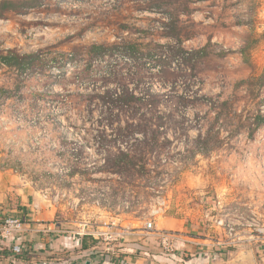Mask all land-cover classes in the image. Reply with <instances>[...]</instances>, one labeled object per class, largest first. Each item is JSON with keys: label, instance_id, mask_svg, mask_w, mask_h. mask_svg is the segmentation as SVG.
<instances>
[{"label": "rangeland", "instance_id": "1", "mask_svg": "<svg viewBox=\"0 0 264 264\" xmlns=\"http://www.w3.org/2000/svg\"><path fill=\"white\" fill-rule=\"evenodd\" d=\"M7 1L0 234L50 218L117 262L143 228L150 264H264V0ZM164 218L188 239H153Z\"/></svg>", "mask_w": 264, "mask_h": 264}, {"label": "crops", "instance_id": "2", "mask_svg": "<svg viewBox=\"0 0 264 264\" xmlns=\"http://www.w3.org/2000/svg\"><path fill=\"white\" fill-rule=\"evenodd\" d=\"M49 219L43 220V223L26 220V223L21 224L20 229L8 238H5L1 231L0 250L3 252L0 253V264H150L151 257L159 261L165 260L148 252L143 228H135L127 232L137 242L134 245L135 249H129L135 251L136 256L119 250L125 257H121V260L116 262L114 260V245L106 243L102 248H99L98 246L102 243L93 235V238H90L91 234L89 233L77 234V237L70 234L65 235L59 231L58 226L54 227L53 221ZM154 226L159 231L177 233L179 237L183 235V238L188 239L186 234L181 235L184 229L181 220L164 218L156 222ZM153 234L151 237L160 241L158 234ZM102 236H104L102 240L113 241L114 239L113 232L105 233ZM178 239L182 240V238ZM186 239L184 241H187ZM182 244L184 245V243ZM19 250L25 252V260L14 257L13 251L16 253ZM207 250L212 255L214 254L211 248ZM224 264H231V261H224Z\"/></svg>", "mask_w": 264, "mask_h": 264}, {"label": "trees", "instance_id": "3", "mask_svg": "<svg viewBox=\"0 0 264 264\" xmlns=\"http://www.w3.org/2000/svg\"><path fill=\"white\" fill-rule=\"evenodd\" d=\"M0 5H1L0 17H3L4 14L8 11L14 12L12 8L14 3L12 1L0 0ZM112 47L113 46H93L92 50H95V53H98L100 55H105L109 50H111ZM6 54H7L6 56H2L1 58V61H2L1 63L5 65H7V63H9L10 61H14L15 63H17L16 65L20 67L21 63H23L27 59L32 58V56H19V55L12 54L11 52H7ZM130 97L131 99H134V102L141 100L140 98H137L134 95H131ZM117 99H120V97ZM124 156H127V155H124ZM13 253L15 254L14 257L16 259H22V260L26 259V255L24 251L19 250L16 253L13 251Z\"/></svg>", "mask_w": 264, "mask_h": 264}, {"label": "built area", "instance_id": "4", "mask_svg": "<svg viewBox=\"0 0 264 264\" xmlns=\"http://www.w3.org/2000/svg\"><path fill=\"white\" fill-rule=\"evenodd\" d=\"M21 227V222L17 219H6L3 222V227L1 231L4 233V237L8 238L12 236L14 233H16ZM154 228V224L151 222L147 223L145 226V229L147 230H152ZM158 237L160 238V243L163 247L169 246L171 243V238L172 234L164 232V231H159L157 232ZM23 249V247H21ZM118 264H123V263H118Z\"/></svg>", "mask_w": 264, "mask_h": 264}]
</instances>
